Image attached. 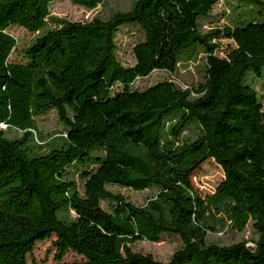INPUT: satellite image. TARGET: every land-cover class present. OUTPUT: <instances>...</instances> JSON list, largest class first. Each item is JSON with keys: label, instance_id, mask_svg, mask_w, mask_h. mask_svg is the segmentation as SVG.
<instances>
[{"label": "trees", "instance_id": "obj_1", "mask_svg": "<svg viewBox=\"0 0 264 264\" xmlns=\"http://www.w3.org/2000/svg\"><path fill=\"white\" fill-rule=\"evenodd\" d=\"M69 1L93 10L105 0ZM231 1L251 9L203 32L199 21L219 0H134L88 22L51 16L52 0H0V264H26L51 236L55 264H264V105L249 78L264 77V2ZM128 25L143 40L125 67L115 36ZM13 27L34 35L23 63L9 62ZM220 39L230 43L224 57L215 55ZM198 53L196 87L132 89ZM49 111L63 132L41 145L35 119ZM208 160L224 179L202 197L192 178ZM74 166L82 194L67 178ZM107 186L155 193L136 206ZM249 225L253 247L208 239ZM163 235L182 242L167 262L130 249ZM68 252L81 260L61 262Z\"/></svg>", "mask_w": 264, "mask_h": 264}, {"label": "rangeland", "instance_id": "obj_2", "mask_svg": "<svg viewBox=\"0 0 264 264\" xmlns=\"http://www.w3.org/2000/svg\"><path fill=\"white\" fill-rule=\"evenodd\" d=\"M134 0H105L103 4L97 6L93 10H87L85 8L71 4L69 0H52L50 4V14L53 17L65 19L71 22H88L94 17H101L103 19L108 18L115 11H125L131 6ZM264 2V0H262ZM250 6H243L237 2L231 0H219L214 6L210 15L199 21V29L203 32L213 28H221L226 24H230L233 18L237 14L246 15L250 11ZM264 21V10H262ZM249 19V17H248ZM16 41L10 57V63H23L25 60L22 56V51L25 49L34 35L28 33L24 29L13 27L7 31ZM143 40V34L138 27L133 25L123 26L119 29L115 36L116 46V58L125 67L134 65L133 48L134 46ZM221 44V48L215 52L218 57H224L226 54V48L230 46L227 40L220 39L218 41ZM203 54H192L189 58L183 57L178 64L177 71L174 74H168L165 72L155 71L147 78L137 79L132 85V89L136 91H143L148 87L162 82L171 81L179 89L185 90L190 87H196L203 81L204 69H203ZM251 78L253 88L258 91L260 101L264 105V77ZM117 89L116 91H118ZM38 142L43 145L50 139L56 138L63 132V126L58 121L57 115L54 111H49L46 114L39 116L35 119ZM0 129L5 130V127L0 126ZM196 129L192 128L190 132H184L183 136L186 138H193L196 134ZM8 138L15 136L14 132L7 133ZM67 178L75 182L77 191L82 194L84 181L81 178V169L74 166L69 170ZM224 174L219 165L213 160H208L198 171L195 172L192 178L194 188L202 197L211 196L214 194L217 186L223 181ZM107 190L113 194H118L124 197L126 200L136 206H142L146 201L151 198L155 189L145 190L143 192H135L130 189L120 188L117 186H107ZM101 207L104 210H108L106 202L101 203ZM209 241L218 244L220 246H228L233 243L247 242V246L253 247V240L256 236L251 229L250 225L242 233L231 232L227 228L221 230L216 234L208 235ZM54 236L49 239L38 242L30 255L27 256L26 264H55L54 259L55 248L52 246ZM182 246V242L179 237L175 235H163L159 242H137L130 246V249L135 253H141L143 255H151L156 261L167 262L171 255ZM81 257L75 255L72 252H68L61 262H73L80 261Z\"/></svg>", "mask_w": 264, "mask_h": 264}, {"label": "built area", "instance_id": "obj_3", "mask_svg": "<svg viewBox=\"0 0 264 264\" xmlns=\"http://www.w3.org/2000/svg\"><path fill=\"white\" fill-rule=\"evenodd\" d=\"M2 127H4V126H2Z\"/></svg>", "mask_w": 264, "mask_h": 264}]
</instances>
